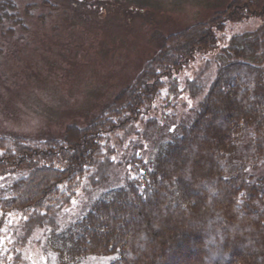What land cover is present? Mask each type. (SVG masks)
Returning a JSON list of instances; mask_svg holds the SVG:
<instances>
[{
	"label": "trees",
	"instance_id": "obj_1",
	"mask_svg": "<svg viewBox=\"0 0 264 264\" xmlns=\"http://www.w3.org/2000/svg\"><path fill=\"white\" fill-rule=\"evenodd\" d=\"M251 19L261 21L256 30L219 46L229 24ZM214 52V77L184 84L183 93L202 96L191 117L167 131L150 159L135 151V174L61 226L81 186L91 191L110 180L112 143L155 134L154 104L166 95L176 100L177 75ZM263 165L264 0H231L209 21L163 38L85 127L38 142L0 136V178L21 173L0 196V264H18L20 249L45 228L58 264L111 254L110 264H264V177L249 175Z\"/></svg>",
	"mask_w": 264,
	"mask_h": 264
},
{
	"label": "rangeland",
	"instance_id": "obj_2",
	"mask_svg": "<svg viewBox=\"0 0 264 264\" xmlns=\"http://www.w3.org/2000/svg\"><path fill=\"white\" fill-rule=\"evenodd\" d=\"M13 2V9L9 4ZM231 0H0V136L35 142L61 139L67 127H85L128 86L166 36L207 22ZM260 19L229 24L220 44L252 32ZM201 54L177 75V99L154 104L158 121L147 138L114 141L116 169L108 183L81 186L59 218L63 227L84 213L103 192L135 172L133 153L150 159L168 130L191 117L202 98L183 93L186 81L215 74V54ZM164 100V101H163ZM21 173L0 178V196ZM264 177V165L249 170ZM59 236V234H57ZM57 236V237H58ZM9 240L2 237V244ZM50 230L37 229L20 249L18 264H58ZM117 254L89 256L79 264H110Z\"/></svg>",
	"mask_w": 264,
	"mask_h": 264
}]
</instances>
